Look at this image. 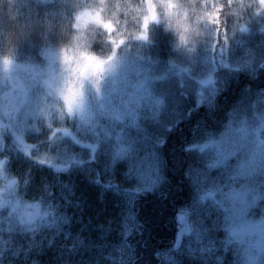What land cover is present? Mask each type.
<instances>
[{
	"label": "rangeland",
	"instance_id": "374dc122",
	"mask_svg": "<svg viewBox=\"0 0 264 264\" xmlns=\"http://www.w3.org/2000/svg\"><path fill=\"white\" fill-rule=\"evenodd\" d=\"M197 2L205 5L208 14L214 15L216 20L213 23L209 19L212 35L206 34L193 46L182 48L187 63H161L146 53L145 40L137 37L147 35L152 27L151 14L147 29L143 23L133 26L123 15L120 16L122 27L117 29L113 25L112 30L118 37L117 50L125 43L126 50L115 76L105 82L103 90L108 93L115 83L145 80L148 92V98L134 114L121 122L113 123L100 117L92 127L78 120L42 118L33 106V101L41 94L39 85L32 88L30 98L20 89L0 93V106L7 107L11 113L0 117V159L9 160L5 167L10 175L21 177L18 178L19 195L26 200H39L52 209L47 221L32 225L22 224L8 214V209L0 211V264H123L128 249L122 236L138 224L131 199L134 193L156 186L164 177L161 144L167 124L157 122L161 121L164 98L154 89L152 80L165 76L173 69L171 65H175L186 87L189 80L183 71L187 70L197 79V102L208 103L215 91L211 79L217 65L227 63L254 68L264 58V8L257 0ZM70 5L68 0H58L61 11ZM221 7H226L228 18L218 41L214 26L219 23L216 13ZM13 54L16 75L21 79L27 78L28 66H40L44 62L43 59H24L17 52ZM99 60L106 61V58ZM261 101H264V92L244 94L219 133L205 132L193 141L189 175L194 191L180 208L188 217L181 224L178 244L160 253V264H241L240 250L229 245L225 238L224 209L215 201H200L198 193L207 187H218L226 192L232 184L239 187L247 183L252 189L247 216L256 219L264 216V176L247 181L233 179L231 173L236 158L210 170L206 161L211 158L212 149H205L209 152L206 154L198 151L200 143H211L218 138L232 113L250 115L254 102L257 109L264 108ZM43 130L51 132V136L38 142L33 139L28 149L16 139L22 135L32 140L31 137ZM38 162L48 167L41 170ZM58 166L61 170H57ZM37 172L41 174L36 179ZM216 199H220L219 192ZM189 226L190 232L186 231Z\"/></svg>",
	"mask_w": 264,
	"mask_h": 264
},
{
	"label": "clouds",
	"instance_id": "9594fccd",
	"mask_svg": "<svg viewBox=\"0 0 264 264\" xmlns=\"http://www.w3.org/2000/svg\"><path fill=\"white\" fill-rule=\"evenodd\" d=\"M68 2L73 7L70 32L65 39L41 49L40 56L44 62L40 66H28L26 79L16 75L17 63L12 49L0 50V93L20 89L30 98L32 88L39 85L41 94L33 101V106L36 114L45 119L78 120L92 127L100 117L117 123L131 117L148 98L145 80L115 83L108 93L103 90L105 82L115 76L126 50L125 43L113 56V43L104 32L105 23L119 29L123 23L120 16L123 15L133 26H139L144 17L155 15L151 25L164 23L166 30L175 37L174 47L178 48L191 47L198 38L213 33L208 10L197 0ZM100 34L104 35L105 51L93 48ZM109 56L113 57L112 60L104 64L100 73L95 60L90 58L108 60ZM97 72L102 79H98ZM10 115L7 107L0 106V117ZM200 144V154L209 153L205 149H212L211 158L206 161L208 169L223 167L230 159L236 158L237 163L231 173L233 179L247 181L264 176V108L257 109L254 102L250 115L232 113L217 139ZM218 192L219 200L216 199ZM251 196L252 189L247 183L239 187L232 184L226 192L218 187H207L198 193L200 201H215L224 209L225 238L229 245L240 250L241 264H264V216L256 219L247 216ZM4 209L25 225L47 221L52 215L50 205L39 200H26L18 194L17 178L6 171L5 161L0 160V211Z\"/></svg>",
	"mask_w": 264,
	"mask_h": 264
},
{
	"label": "trees",
	"instance_id": "16d2710c",
	"mask_svg": "<svg viewBox=\"0 0 264 264\" xmlns=\"http://www.w3.org/2000/svg\"><path fill=\"white\" fill-rule=\"evenodd\" d=\"M72 11V5L59 10L58 0H0V49L10 47L12 52L19 53L24 59L41 60L40 51L44 46L67 37ZM216 16L219 23L214 28L219 41L225 19L228 18L226 7H221ZM104 32L109 41L117 40L113 30L104 29ZM174 44L175 37L165 26L153 24L147 30L146 53L154 61L156 58L161 63H187L185 51L174 47ZM93 48L96 51L106 50L103 34L99 35ZM112 51H117L116 44H112ZM171 66L173 69L165 76L152 80L154 89L164 98L161 121H157L167 124L161 144L164 177L156 186L137 191L131 199V209L138 224L122 236L128 249L123 264H160V253L178 244L181 225H178L176 215L194 191L189 175L193 141L205 132L219 133L230 111L244 94L264 92V58L254 68L227 63L217 65L211 79L215 91L208 103L197 102V79L187 70L183 71L189 80L186 87L180 77L181 72L175 65ZM51 134L43 130L31 137L32 140L22 135L16 139L28 149L33 139L38 142ZM38 164L41 170L44 166L48 167L43 163ZM39 174L35 173L34 178L40 177Z\"/></svg>",
	"mask_w": 264,
	"mask_h": 264
},
{
	"label": "snow or ice",
	"instance_id": "6c2138e0",
	"mask_svg": "<svg viewBox=\"0 0 264 264\" xmlns=\"http://www.w3.org/2000/svg\"><path fill=\"white\" fill-rule=\"evenodd\" d=\"M257 2L259 3V5H260L261 8H264V0H257ZM208 16H209L210 21L214 23L215 20H216V17L214 15H212V14H208ZM151 18L153 20H155L156 19V16L155 15H152ZM148 21H149V17H144L143 18V27H144V29H147V27H148ZM104 28L106 30H108V31H111L113 29V25L111 23H105L104 24ZM137 39H139V40H146L147 39V35L142 34L139 37H137ZM112 43L115 45L117 43V41L116 40H112ZM120 43L123 44L124 41L121 40ZM114 54H115V52H113V56H114ZM112 58H113L112 56H109L108 57V60H106V61L105 60H99V59H96V58H90V59L91 60H95V64H96L97 68L99 70H101V66L104 65L105 63H107L108 61L112 60ZM5 63H8V61H5ZM95 74L97 75V77L99 76V72H97ZM68 110H69V113H71V111H72L71 106H69V109ZM63 131L67 132L66 129H64ZM204 147H206V145ZM201 150H203V147H201ZM42 162L50 163V161H42ZM57 170H61L59 166L57 167ZM208 195H213V194L212 193H209ZM180 218L183 220L185 217H184V215H181ZM186 231L190 232L191 231V226H189L186 229Z\"/></svg>",
	"mask_w": 264,
	"mask_h": 264
},
{
	"label": "water",
	"instance_id": "95a60500",
	"mask_svg": "<svg viewBox=\"0 0 264 264\" xmlns=\"http://www.w3.org/2000/svg\"><path fill=\"white\" fill-rule=\"evenodd\" d=\"M2 160H4L5 162L8 160L7 158H3ZM181 215H184V217H186V214L184 212H177V220H178V223H182L184 221V219L182 220L180 217Z\"/></svg>",
	"mask_w": 264,
	"mask_h": 264
}]
</instances>
